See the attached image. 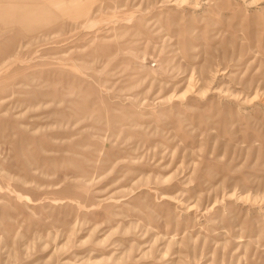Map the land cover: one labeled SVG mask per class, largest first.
I'll list each match as a JSON object with an SVG mask.
<instances>
[{"label":"rangeland","instance_id":"obj_1","mask_svg":"<svg viewBox=\"0 0 264 264\" xmlns=\"http://www.w3.org/2000/svg\"><path fill=\"white\" fill-rule=\"evenodd\" d=\"M0 264H264V0H0Z\"/></svg>","mask_w":264,"mask_h":264}]
</instances>
